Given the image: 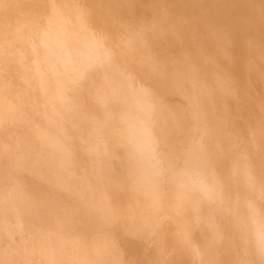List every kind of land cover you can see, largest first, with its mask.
Returning a JSON list of instances; mask_svg holds the SVG:
<instances>
[{
    "label": "rangeland",
    "instance_id": "1",
    "mask_svg": "<svg viewBox=\"0 0 264 264\" xmlns=\"http://www.w3.org/2000/svg\"><path fill=\"white\" fill-rule=\"evenodd\" d=\"M193 1L50 0L48 13L47 0H0V264H264V35L255 30L264 26V0H243L241 25L253 21L242 25L244 40L260 47L245 53L244 76L232 56L222 61L212 46L198 47L200 27L184 40L159 30L171 19L190 28ZM180 3H189L181 13ZM106 19L118 36L97 35ZM135 33L138 42L151 36L158 56L129 96L92 106L80 86L68 89L76 99L61 89L74 58L91 62L82 51L96 62L106 47L129 48ZM184 63L241 76L249 93L235 84L218 111L214 88H194ZM138 100L151 108L142 114ZM121 121L138 137L129 129L119 141ZM46 201L59 225H41Z\"/></svg>",
    "mask_w": 264,
    "mask_h": 264
},
{
    "label": "bare ground",
    "instance_id": "2",
    "mask_svg": "<svg viewBox=\"0 0 264 264\" xmlns=\"http://www.w3.org/2000/svg\"><path fill=\"white\" fill-rule=\"evenodd\" d=\"M75 1V0H74ZM84 2V0H81V2ZM99 0H97L98 2ZM245 1V0H244ZM244 1L243 0H238V1H230V0H209L205 3H203V0H194L191 5L195 8V12L197 11V15H196V21L195 22H191L189 23L191 25L190 28H188V26H185V23L183 22V19H180L178 20L179 22L178 23H173V19H171L172 23L169 22V24H172V25H169L168 23H166V25H168L167 27L163 26L158 27L159 30H164V34L166 36H172L173 39H177V40H180L182 37H183V40L185 39V36L187 34H189V32L191 33V29L194 28V27H198V30L201 32L203 30V34H201L200 36L197 37V40H198V47L203 48H208L209 46H212L213 47V51H214V56H216L217 58L215 59H219V60H231L230 58H235L234 59V62L236 64V66L239 67V72L243 69V75L244 76V64L246 62V59L245 57L247 56V52H250V53H255V52H259V45H255L256 48H251V50H249V48L253 45V43H251L252 45L251 46H247L248 44L250 45V41L246 43V40L245 39V36H244V31L246 28H244L243 26L246 24L245 22L248 23V21L250 22H253L251 21L250 19L247 18L248 15H246V18L248 19V21H244V25L242 26L241 25V20L239 19V17L241 18L240 14L242 13L243 14V11L245 12L244 10ZM250 1V0H249ZM256 1V0H254ZM80 2V3H81ZM50 3V0H47V3L45 5L44 8H46V11L49 13L50 12V7H51V4ZM79 3V4H80ZM248 3H251V2H248ZM253 3V2H252ZM251 3V4H252ZM256 3V2H255ZM260 3V2H259ZM256 4V5H259ZM48 4V5H47ZM75 4V3H74ZM78 4V2H77ZM247 4V1L245 2V5ZM187 5H189V3H180V5L178 6V9H179V13H181L182 10H184ZM250 6V4H248ZM248 5H247V8H248ZM254 5V4H253ZM47 6V7H46ZM71 6V5H70ZM220 8H219V7ZM49 7V8H48ZM72 7V6H71ZM257 7V6H256ZM262 7V6H261ZM250 8V7H249ZM254 8H255V5H254ZM257 9V8H256ZM255 9V10H256ZM261 8L258 10L259 13L261 12L260 11ZM115 11V12H114ZM257 11V10H256ZM116 10H112V13H110V15H113L114 17H117L118 15L116 14ZM250 12V11H249ZM252 12V11H251ZM250 12V13H251ZM176 15H181V14H178L177 12H175ZM258 13V14H259ZM262 13H260L259 15H261ZM244 15V14H243ZM259 15H256L258 17H260ZM243 19L245 18V16H242ZM186 18V17H185ZM239 20H238V19ZM110 19V18H109ZM194 19V18H193ZM242 19V18H241ZM246 19V20H247ZM256 19V18H255ZM260 20V18H258ZM159 21V19L157 18H154V21ZM191 20L189 14H188V19L187 21ZM262 20V18H261ZM192 21V20H191ZM264 21V20H263ZM108 20L106 19V21H102L100 25H96L97 28H96V31L99 30L98 32V36L100 31H102L103 29L105 30L104 32L106 33L105 36L107 35L108 37L111 35V34H115L117 30H113V28L110 27V25L107 24ZM200 22L202 24H200ZM234 22V23H233ZM249 22V23H250ZM225 23V24H223ZM231 23V24H230ZM258 23V21H257ZM263 23V22H262ZM223 24V25H222ZM264 24V23H263ZM164 25V24H162ZM177 25V26H176ZM250 25V24H249ZM254 25V24H253ZM261 25V24H260ZM171 26V27H170ZM170 27V28H169ZM199 27L202 29L200 30ZM248 28V24L246 26ZM250 27V26H249ZM255 27V26H253ZM264 28V26H262ZM258 26L256 27L258 31V33L260 35H264V29ZM152 28V27H151ZM184 28V29H183ZM94 30V29H93ZM103 32V31H102ZM101 32V33H102ZM103 32V33H104ZM120 32L117 31V34L116 36H118V33ZM95 33V32H94ZM136 34V33H135ZM148 34V33H147ZM174 35H176L174 37ZM136 37L134 42L128 46L129 48H124L123 46H121L119 44L118 46V43L117 45L115 44L114 47H106L107 49L105 50V53L103 52L101 55H99L100 58H97L98 55L96 54H93L94 57L96 58V62H94V60L92 59L91 55L88 56V52H85V51H82L78 56H80L81 54H86V58L88 57V59L90 58L91 59V64L90 63H82V61L76 57L74 58L73 60V69H72V72H67V76L64 74V71L62 72L63 75L67 78V80L69 81V83H66V82H63L62 83V87L64 88H61V89H66L67 90L69 89L70 90V87H79L80 86V89L82 91H80L78 95L82 96L83 98H85L86 100H89V103L92 104V106H94L96 103H101V104H104L105 102H107V100L111 101V99L113 100V98H115L114 100H117L119 101V98H123V97H127L129 96V93H131L130 91V87H134V90H135V87L138 88L140 87V85L138 83H136V80H139V82L141 80L145 81V77L143 76L144 75V72L148 70V68L150 67V65L154 64V62H152L154 58L153 55H156L158 56L157 52L155 53V51H153L152 49V43L154 42L152 40V37L151 36H148L147 35V38L146 40L145 39H140L141 42H138V37H140L139 33H137L136 35H134ZM101 37V36H100ZM188 37V36H187ZM98 38V37H97ZM96 38V39H97ZM161 38V37H160ZM159 38V39H160ZM95 39V40H96ZM155 39V38H154ZM158 39V40H159ZM189 40V39H188ZM98 41V40H97ZM113 41V40H111ZM161 41V39L159 40ZM170 41V38L169 40ZM248 41V40H247ZM256 41V40H255ZM181 43L183 42L182 40L180 41ZM253 42V41H252ZM257 42V41H256ZM98 43V42H96ZM103 43V41H102ZM255 43V42H254ZM80 44V43H79ZM84 44V43H82ZM86 44V43H85ZM107 44V43H105ZM189 44V42H187V45ZM255 44H258V43H255ZM95 45V43H94ZM97 45V44H96ZM108 45H111L109 42H108ZM107 46V45H106ZM254 46V45H253ZM252 46V47H253ZM93 48H95L94 46H92ZM176 47V46H175ZM178 47V46H177ZM104 48V47H103ZM81 51V50H80ZM243 53V55H242ZM247 53V54H245ZM108 54H110L109 56H107ZM206 54V52H205ZM161 55V54H160ZM249 55V54H248ZM130 56V57H129ZM232 56V57H231ZM129 57V58H128ZM244 57V58H243ZM248 57V56H247ZM85 58V59H86ZM249 58V57H248ZM89 59V60H90ZM157 60H159L157 57L155 58ZM262 59V57H261ZM197 58L195 59V63L198 64V61H196ZM250 60V59H249ZM156 61V60H155ZM248 61V60H247ZM131 62V63H130ZM157 63V61H156ZM249 63V62H248ZM246 63V66L247 64ZM183 66H185L184 70L186 71L185 75H187V73L189 74V79L190 81L193 83L194 85V88L198 89V90H202V91H206V83L208 85H210L211 89H213V98L215 100V103H216V109L219 111H223L224 113V109L225 108V103L223 101V98L224 97V94H229V92H233L235 91L233 88V86L235 84L241 86L243 89L244 92L246 93H249V91L247 90L248 89V85L246 87V81L243 77H237L236 80H233L232 81V77H230V75L224 71H222V74L221 75H216L215 73H211L209 70H202L200 71L198 69V65L196 67V65H193V64H190V67H189V64L187 66V64H183L181 66V69L180 71L183 72ZM244 66V67H243ZM250 66H251V63H250ZM189 67V68H188ZM248 68V67H247ZM50 69H51V72L53 73V66L51 65L50 66ZM66 70H68L67 68H65ZM139 69V70H138ZM141 69V70H140ZM193 69V70H192ZM201 75V76H200ZM143 76V77H142ZM182 78V77H181ZM241 78V79H240ZM244 79V80H242ZM184 84V81L182 82ZM138 84V85H137ZM64 85V86H63ZM66 85V86H65ZM162 85V84H161ZM145 87V86H144ZM140 89V88H139ZM215 89L217 90V92L215 91ZM67 91L70 92L69 94H71V97L72 99H76L75 97H73L74 93L77 94V91L75 92H72V91ZM218 90H219V95H222V97L220 98L219 95H218ZM229 90V91H228ZM247 90V91H246ZM114 95V96H113ZM77 96V95H76ZM113 96V97H112ZM145 96H148V95H145ZM150 98L154 97V93L152 92V94L150 93ZM158 97V96H157ZM156 97V98H157ZM174 98H176V96H174ZM171 99V98H169ZM173 103V102H172ZM131 104H129L130 106ZM135 108H138L140 107L141 110H139V112L142 111V114H143V106H149V105H144L142 101H137L135 102ZM134 106V105H133ZM133 106L131 105V107L127 108V110L129 111L131 109H133ZM165 106H166V103H165ZM88 106H85L84 109H86ZM128 107V106H127ZM69 110H73V107L71 106V104L69 105ZM89 108V107H88ZM149 108H151V106H149ZM64 109H67V108H64ZM83 109V110H84ZM138 110V109H137ZM136 110V113L138 114ZM134 111L131 112V114L133 113ZM102 113V112H100ZM140 114V113H139ZM104 113L99 114V118H100V121L103 119L104 117ZM131 130V135L133 136H137L138 137V132L136 130V128H131V127H126L125 125H123L122 121L119 122L118 124H116V126H114V132L117 133L118 135V139L119 141L122 139L121 138V135H124L125 138L128 140L130 139V134H129V131L128 130ZM115 133V134H116ZM189 143V142H188ZM192 146L191 142L189 143V147H188V151H189V148ZM42 175V174H41ZM123 183L120 184V187L122 186ZM121 189H123V187H121ZM130 202H134L133 200H130ZM135 204V203H134ZM54 203L52 204V202L50 201H46V206L44 207V210H43V213L42 215H40V218L42 217V223H45L46 226L49 225V223L52 224L54 223L55 226L58 224H56V218H54L56 215L55 213H53V209H54ZM95 211L96 210V206L92 207ZM87 210H89V208L83 210L84 212H87ZM53 214H52V213ZM55 215V216H54ZM63 220V219H62ZM60 221V220H59ZM68 222V221H67ZM61 224H63L61 221H60ZM65 223V222H64ZM59 225V224H58ZM65 225V224H64ZM63 225V226H64ZM52 226V225H51ZM61 226V225H60ZM59 226V227H60ZM92 225L87 226L88 229H90ZM50 227V226H49ZM73 227V226H72ZM0 228H3L4 230V226L0 224ZM47 227H45L46 229ZM53 229V227H50V228H47L45 231L49 232V229ZM66 228V227H65ZM14 229V228H12ZM51 229V230H52ZM55 229V227H54ZM16 230V229H15ZM14 230V231H15ZM56 230H57V227H56ZM60 230V233L63 231H61V229L59 228L58 231ZM19 231V230H18ZM21 231V230H20ZM19 231V232H20ZM25 231V230H24ZM45 231H42L44 233H46ZM54 230H52V233L50 232V235L53 234ZM91 231H93L91 229ZM11 232V230H10ZM22 232V231H21ZM20 232V233H21ZM33 232V231H32ZM40 232V233H42ZM68 232L69 234V230L66 231ZM63 233V235L67 234V233ZM1 229H0V235L1 234ZM20 233H18V235H20ZM24 234V233H23ZM26 234V233H25ZM57 234V232L55 233V235ZM59 234V232H58ZM73 234V233H72ZM6 235V234H5ZM11 235V234H10ZM22 235V233H21ZM27 235V234H26ZM42 235V234H41ZM46 234H44V237H45ZM49 235V234H47ZM54 235V234H53ZM61 235V234H60ZM76 235V234H75ZM4 236V235H3ZM3 236H0L1 238H4ZM7 236V235H6ZM13 235H11L12 237ZM52 236V235H51ZM66 236V235H65ZM69 236V235H67ZM20 237V236H18ZM27 237V236H25ZM32 237H35L32 235ZM32 237H31V240H32ZM47 237V236H46ZM45 237V238H46ZM49 237V236H48ZM57 237V235H56ZM64 237V236H63ZM184 237H186V233H184V236L182 238H179L177 240L178 243H182L183 240H184ZM6 238H9V237H6ZM17 238V237H15ZM30 238V237H29ZM36 239H39L38 237H35ZM34 238V239H35ZM22 239V238H21ZM25 239V238H24ZM52 239V238H51ZM55 239V238H54ZM53 239V240H54ZM65 239V238H63ZM62 239V240H63ZM2 240V239H1ZM0 240V241H1ZM6 240V239H5ZM13 240V239H12ZM44 239H42L41 241H38V243H47V241H43ZM50 240V238H49ZM61 240V239H60ZM188 242H191L190 240L186 239ZM185 240V241H186ZM7 241V240H6ZM14 241V240H13ZM20 241V240H19ZM33 241V240H32ZM43 241V242H42ZM70 241V240H69ZM75 241V239H74ZM77 241V240H76ZM31 242V241H30ZM29 242V243H30ZM37 242V241H36ZM49 242H53L55 243L54 241H49ZM59 242V241H58ZM61 242V241H60ZM14 243V242H13ZM26 243V242H24ZM33 243V242H32ZM57 243V242H56ZM73 243V242H72ZM4 244V242H3ZM35 244V243H34ZM76 244V243H75ZM14 245V244H13ZM13 245H11L12 247H14ZM25 245V244H24ZM27 245V244H26ZM42 246V244H40ZM57 245V244H56ZM64 245V244H63ZM62 245V246H63ZM67 245H69L67 243ZM66 245V246H67ZM4 246V245H3ZM38 246V245H37ZM40 246V247H41ZM53 246V245H51ZM55 246V245H54ZM71 246V245H70ZM75 246V245H74ZM264 245H261V248H263ZM39 247V248H40ZM59 247V246H58ZM64 247V246H63ZM62 247V248H63ZM43 248V246L41 247ZM50 245L48 244V247L46 248V251H52L53 252H57V251H53L50 249ZM61 248V246H60ZM66 248V247H65ZM69 248V247H68ZM72 248H73V245H72ZM39 250H43V249H39ZM45 250V249H44ZM44 250L42 252H44ZM56 250L57 247H56ZM66 250V249H65ZM64 250V251H65ZM40 252V255H42ZM60 252H63V250ZM69 252V250H68ZM72 252V250L70 251ZM47 253V252H46ZM51 253V252H50ZM51 253V254H52ZM58 253V252H57ZM57 253H53L54 255H58ZM65 253V252H64ZM44 255H48V254H45L43 253ZM52 254V256H53ZM63 254V253H61ZM67 254V253H66ZM69 254V253H68ZM43 255V256H44ZM65 255V254H64ZM42 256V259H43V262L45 263V260H44V257L47 259L46 256L43 257ZM52 256L49 255V257L52 258ZM55 257V256H54ZM60 257H62L60 255ZM60 257L58 258L59 259V262H60ZM68 258L70 257L71 259V255L70 256H67ZM50 258V259H51ZM56 258V257H55ZM39 259H40V256H39ZM41 259V260H42ZM63 259V258H62ZM261 259V258H260ZM51 260H54L56 261L55 259H51ZM49 260V262H53ZM64 260V259H63ZM67 260V259H66ZM151 260V258L149 259ZM172 260V259H171ZM170 260V261H171ZM58 261V260H57ZM68 261V260H67ZM70 261V260H69ZM72 261V260H71ZM70 261V262H71ZM153 262H149V264H156L154 260H152ZM262 261V259H261ZM58 262V263H59ZM69 262V263H70ZM175 261L172 260L171 264H176L174 263ZM40 263V262H39ZM48 263V261H47ZM46 263V264H47ZM144 264H146V262L144 261L143 262ZM51 264V263H49ZM53 264H55L53 262ZM61 264V262H60ZM73 264V263H71Z\"/></svg>",
    "mask_w": 264,
    "mask_h": 264
}]
</instances>
